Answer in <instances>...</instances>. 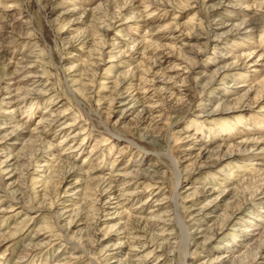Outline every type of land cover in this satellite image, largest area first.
<instances>
[{
  "label": "rangeland",
  "instance_id": "obj_1",
  "mask_svg": "<svg viewBox=\"0 0 264 264\" xmlns=\"http://www.w3.org/2000/svg\"><path fill=\"white\" fill-rule=\"evenodd\" d=\"M0 264H264V0H0Z\"/></svg>",
  "mask_w": 264,
  "mask_h": 264
}]
</instances>
